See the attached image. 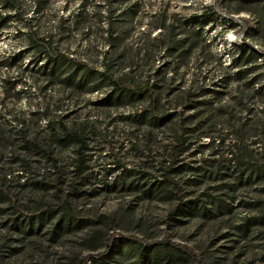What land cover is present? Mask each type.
<instances>
[{
  "label": "rangeland",
  "instance_id": "374dc122",
  "mask_svg": "<svg viewBox=\"0 0 264 264\" xmlns=\"http://www.w3.org/2000/svg\"><path fill=\"white\" fill-rule=\"evenodd\" d=\"M20 1L23 17L5 9L16 17L0 31V192L9 196L0 264H82L91 254L89 264H141L117 249L99 258L121 237L176 243L203 264H264V0H118L131 20L120 55L107 0ZM31 30L100 71L108 59L127 84L149 83L159 124L136 116L150 113L145 95L115 106L111 87L78 91L44 73ZM242 49L255 59H242L240 79ZM65 128L83 139V162L79 144L56 140ZM168 167L173 196L149 191ZM64 202L75 210L70 226Z\"/></svg>",
  "mask_w": 264,
  "mask_h": 264
},
{
  "label": "trees",
  "instance_id": "16d2710c",
  "mask_svg": "<svg viewBox=\"0 0 264 264\" xmlns=\"http://www.w3.org/2000/svg\"><path fill=\"white\" fill-rule=\"evenodd\" d=\"M107 1L110 7L113 4V6L117 9V4L119 3L118 0ZM7 8L10 10H14L16 15H21L22 17L24 15V9L20 0H0V31L2 29L10 27V25H12V21H14V17H16V15H12L9 13H6V15H4V10ZM115 14L119 18H116V20L114 19L115 22H113L114 20L109 21L108 30L109 36L113 38L112 41H114V43L112 44L113 52L120 55L123 51L121 47V34L124 33L125 28L127 27V23L131 22V20L126 17V15H129L128 12H118L117 9L115 11ZM31 18L32 17L27 16L26 20L29 21L31 20ZM114 24L116 28L114 27ZM29 39L35 51L39 54L40 58L46 60L45 65L41 66L40 68L46 69L44 70V73H46L53 79L57 78L68 87L83 92H95L105 87H111L112 92L109 94V100L115 106L130 105L139 97L145 95L151 101L149 110L150 113L144 111L142 113H138L136 116L140 117L142 121H148L149 124H159L158 120L154 121V119L157 112L159 111L158 104L160 103V101L152 92L153 89L149 83H146L144 85L140 84L139 86L127 84L128 73L122 75L117 74L116 71L112 69L111 64L108 63V59L104 60V69L100 71L99 69L91 66L87 60L78 58L73 54L66 53L59 48L53 47L50 39H48V37L44 35H40L37 30L30 31ZM171 41L177 47L183 48L186 38L181 39L175 37ZM193 45L194 42H191L190 47L187 48L186 51L192 48ZM174 49L176 48L173 46L169 47L170 51H173ZM240 52L243 53L242 57H238L234 61L235 66L239 68L235 75L240 76L239 78L243 79L247 76L249 69L246 70L242 68V59H244V61L246 62H253L255 57L251 52L249 54H247L246 52L247 55L245 56V52L243 51V49ZM129 65L133 66V64ZM256 92L259 95H264V87H259ZM156 118L158 117L156 116ZM163 118L164 123L168 122L170 119H168V115L163 116ZM57 132H54V135L55 137H57L56 140L59 143H64L66 145L79 144L78 153L81 155L80 158L83 162L84 142L81 136L76 132L67 130L66 128L64 129V137H62L63 135ZM177 140V143L179 145L177 154L181 155L183 151L187 149V146L185 145L187 139L183 135H181L178 136ZM254 170L257 172V169ZM173 171L174 169L172 167H168L167 169H165V180L161 181L159 185L151 184L148 190L158 193H166V195L173 196L172 191L169 189L170 184H173L170 179ZM258 173L263 174L264 167H260ZM238 179H243V177L238 176ZM7 200H9V196L7 195V193L0 192V202H6ZM62 208L63 211L61 220L63 221V225L70 226L77 223L75 221L76 217L73 206H71L68 202H64ZM188 208H190V210L199 209L195 204L188 206ZM53 212L56 213L57 211L52 210V214ZM32 224L33 222H29L27 226L31 227ZM22 225L25 227L26 222L24 221ZM121 239L122 240H117L118 246H116L115 243L112 244V242L114 241L113 239L110 240L109 243H107L108 248L106 252L104 254H100L99 258L106 259L113 251H115V249H117L118 251L123 253H125V251L128 253H133V255L137 256L141 264H189L190 262H194L195 264H203L199 258L192 254V252L185 250L176 243L168 242L165 244V248L161 249V247H158V244L155 243L149 244L148 242H145L143 240L131 242L127 237H121ZM145 244L149 245L151 251H147V248H143ZM97 248L98 247L95 246V244L92 245L93 250H96ZM94 259H98V257L91 254L85 259L84 262H82V264H89V261L91 260L92 262Z\"/></svg>",
  "mask_w": 264,
  "mask_h": 264
}]
</instances>
